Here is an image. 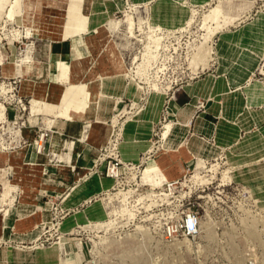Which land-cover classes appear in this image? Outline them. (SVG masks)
<instances>
[{
    "label": "rangeland",
    "instance_id": "obj_1",
    "mask_svg": "<svg viewBox=\"0 0 264 264\" xmlns=\"http://www.w3.org/2000/svg\"><path fill=\"white\" fill-rule=\"evenodd\" d=\"M0 264H264V0H0Z\"/></svg>",
    "mask_w": 264,
    "mask_h": 264
},
{
    "label": "crops",
    "instance_id": "obj_2",
    "mask_svg": "<svg viewBox=\"0 0 264 264\" xmlns=\"http://www.w3.org/2000/svg\"><path fill=\"white\" fill-rule=\"evenodd\" d=\"M76 39L77 38H67V39H57L51 42H47V50L49 56L52 58L62 59L68 61L75 56L76 53ZM57 61V60H56ZM39 62L36 61L35 63Z\"/></svg>",
    "mask_w": 264,
    "mask_h": 264
},
{
    "label": "built area",
    "instance_id": "obj_3",
    "mask_svg": "<svg viewBox=\"0 0 264 264\" xmlns=\"http://www.w3.org/2000/svg\"><path fill=\"white\" fill-rule=\"evenodd\" d=\"M198 225L197 215L193 212H188L183 218V227L186 232L192 233L196 230Z\"/></svg>",
    "mask_w": 264,
    "mask_h": 264
},
{
    "label": "bare ground",
    "instance_id": "obj_4",
    "mask_svg": "<svg viewBox=\"0 0 264 264\" xmlns=\"http://www.w3.org/2000/svg\"><path fill=\"white\" fill-rule=\"evenodd\" d=\"M216 10H213V12H215ZM202 181L204 180V179H201ZM208 183V182H207Z\"/></svg>",
    "mask_w": 264,
    "mask_h": 264
}]
</instances>
